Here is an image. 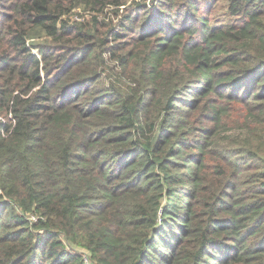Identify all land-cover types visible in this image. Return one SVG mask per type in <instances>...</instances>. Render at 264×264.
<instances>
[{"label":"trees","instance_id":"16d2710c","mask_svg":"<svg viewBox=\"0 0 264 264\" xmlns=\"http://www.w3.org/2000/svg\"><path fill=\"white\" fill-rule=\"evenodd\" d=\"M127 1L0 12V264H264V0Z\"/></svg>","mask_w":264,"mask_h":264},{"label":"rangeland","instance_id":"374dc122","mask_svg":"<svg viewBox=\"0 0 264 264\" xmlns=\"http://www.w3.org/2000/svg\"><path fill=\"white\" fill-rule=\"evenodd\" d=\"M133 0H128L127 1V5ZM136 1H140L139 3L142 2V0H136ZM8 0H0V12L2 13H6V5H8ZM146 3L150 4L151 0H146ZM122 6L117 11H123L125 10L124 8L127 6ZM156 5V2L154 4V6ZM104 14L102 15V17H100V20H107L110 21L112 18L114 19V21L116 20V16L112 13L109 14V9H105ZM202 14H206V17L210 20L211 25L214 26H218L221 24H225V23H231L234 21V19L232 17L229 16V14L227 13L226 8H224V6L222 4L219 5H212L211 9L206 11L205 9L201 10ZM118 15H121V13H119ZM68 17V19L74 23H86L87 21L90 20V16L88 15V12L86 9H83L82 7H75L73 9H71L69 11V13L67 15H65ZM64 16V18H65ZM109 19V20H108ZM35 54H37V50L33 51ZM77 247V246H75ZM79 248V247H77Z\"/></svg>","mask_w":264,"mask_h":264},{"label":"built area","instance_id":"2783aa9c","mask_svg":"<svg viewBox=\"0 0 264 264\" xmlns=\"http://www.w3.org/2000/svg\"><path fill=\"white\" fill-rule=\"evenodd\" d=\"M38 219V217L34 214H27V220H29L30 222H35ZM74 250L80 254L81 259L83 261L84 264H96L92 258H91V253L84 249V248H77L74 247Z\"/></svg>","mask_w":264,"mask_h":264}]
</instances>
